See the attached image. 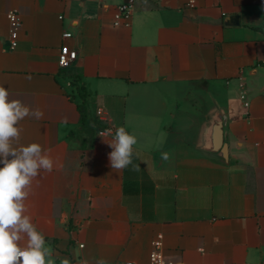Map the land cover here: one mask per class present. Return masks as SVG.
I'll list each match as a JSON object with an SVG mask.
<instances>
[{
	"label": "crops",
	"instance_id": "0c3cea01",
	"mask_svg": "<svg viewBox=\"0 0 264 264\" xmlns=\"http://www.w3.org/2000/svg\"><path fill=\"white\" fill-rule=\"evenodd\" d=\"M125 1L0 0V85L43 114L13 147L54 161L25 215L54 264H150L160 234L175 264H263L264 0H136L117 25ZM63 46L78 52L67 68ZM98 107L137 138L119 172Z\"/></svg>",
	"mask_w": 264,
	"mask_h": 264
},
{
	"label": "clouds",
	"instance_id": "9594fccd",
	"mask_svg": "<svg viewBox=\"0 0 264 264\" xmlns=\"http://www.w3.org/2000/svg\"><path fill=\"white\" fill-rule=\"evenodd\" d=\"M10 96L9 90L0 85V264H54L48 258L51 253L45 237L25 215L33 180L42 171L51 173L54 161L38 143L13 147V141L20 139L19 122L29 116L39 120L43 114ZM109 135L111 140L106 139ZM99 136L112 149L108 158L113 170L119 172L132 164L135 135L119 127L114 134L106 130ZM163 158L167 159V154ZM25 238L26 245H21Z\"/></svg>",
	"mask_w": 264,
	"mask_h": 264
},
{
	"label": "built area",
	"instance_id": "2783aa9c",
	"mask_svg": "<svg viewBox=\"0 0 264 264\" xmlns=\"http://www.w3.org/2000/svg\"><path fill=\"white\" fill-rule=\"evenodd\" d=\"M136 0H127L123 3L117 5L115 12V24H130L131 17L134 12ZM190 6L194 5V2H189ZM7 18L9 20V38H10V48L15 49L19 43V34L23 27V21L19 12L12 9L7 12ZM65 38L72 36L71 32H65L63 34ZM78 56V52L75 49H71L67 46L61 48L59 55V64L61 67H69ZM241 98L244 101L245 106H249V101L245 93H242ZM96 115L98 118V123L100 124L99 133L111 130L112 134L115 133L116 128L108 123L105 116V110L103 107H98L96 109ZM163 236L160 234L153 241V248L150 252V264H175L174 260L168 258L164 252ZM118 264V263H114ZM121 264H137L134 261L122 262ZM264 264V263H263Z\"/></svg>",
	"mask_w": 264,
	"mask_h": 264
},
{
	"label": "trees",
	"instance_id": "16d2710c",
	"mask_svg": "<svg viewBox=\"0 0 264 264\" xmlns=\"http://www.w3.org/2000/svg\"><path fill=\"white\" fill-rule=\"evenodd\" d=\"M76 80H80L78 76H76ZM79 90L82 93L84 101L87 99V92L85 91V87L82 84H79ZM81 112H82V117L85 118V112L83 110L82 105H80Z\"/></svg>",
	"mask_w": 264,
	"mask_h": 264
},
{
	"label": "water",
	"instance_id": "95a60500",
	"mask_svg": "<svg viewBox=\"0 0 264 264\" xmlns=\"http://www.w3.org/2000/svg\"><path fill=\"white\" fill-rule=\"evenodd\" d=\"M231 21H234V23H238V18L237 16H231ZM224 148V147H223Z\"/></svg>",
	"mask_w": 264,
	"mask_h": 264
}]
</instances>
